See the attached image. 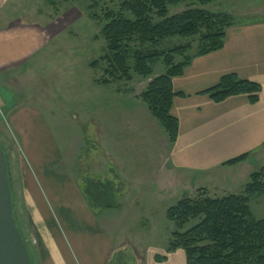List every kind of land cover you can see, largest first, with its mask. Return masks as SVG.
I'll list each match as a JSON object with an SVG mask.
<instances>
[{"label": "rangeland", "instance_id": "1", "mask_svg": "<svg viewBox=\"0 0 264 264\" xmlns=\"http://www.w3.org/2000/svg\"><path fill=\"white\" fill-rule=\"evenodd\" d=\"M121 3L122 0H8L4 5L0 25L18 19L38 25L55 22L57 28L60 24L61 31L53 44L59 52L49 60L39 57L32 62L37 66L40 62L42 67L27 77L7 76L0 81V141L11 156L16 210L22 223L18 170L13 160L19 157L20 147L7 125L6 108L13 110L26 104L44 109L56 122V136L70 146L67 152L74 164L73 171L84 186L91 180L110 183L115 189L120 209L104 210L103 216L115 222L116 233L125 235L120 241L124 250L116 256V262L152 264L154 257H160L166 264L169 258L173 260L170 263L185 264L183 252L178 251L176 256L167 253L171 235L176 231L166 218L167 211L183 198L241 195L251 175L264 167V152L244 167L218 171L216 186L211 182V186L198 187L187 173L174 174L169 160L172 144L140 99L149 84L165 73L164 65H156L148 79L131 71L129 80L101 84L108 78L104 75L108 64L101 61L107 54L101 34L104 15L118 13ZM188 9L226 15L233 18L234 24L264 18V0H219L204 7L184 4L170 8L169 16ZM207 31L203 28L200 35L189 39L166 38L158 45L135 42L132 47L144 53H161L190 46L187 56L193 57ZM182 60L175 58L178 63ZM94 62H99L96 68L91 67ZM248 160L249 157L242 163ZM249 207L256 220H264L263 197L251 200Z\"/></svg>", "mask_w": 264, "mask_h": 264}, {"label": "crops", "instance_id": "2", "mask_svg": "<svg viewBox=\"0 0 264 264\" xmlns=\"http://www.w3.org/2000/svg\"><path fill=\"white\" fill-rule=\"evenodd\" d=\"M7 2L0 0V13ZM59 25L22 19L1 24L0 81L7 76L27 77L42 67L40 62L32 64L34 60H49L58 53L53 44L61 36ZM232 74L260 86L256 104L246 95L214 103L204 94ZM172 87L175 97L170 113L179 125L169 152L174 174L187 173L198 187L211 182L216 186L218 171L244 167L264 152V18L227 28L223 49L194 58L182 76L172 79ZM6 110L7 125L20 147L19 157L13 158L20 224L33 241L38 264H118L116 256L123 253L120 241L125 235L114 231L115 222L103 216L104 210L90 207L84 184L73 171L70 146L56 136L58 128L51 115L26 104ZM246 154V163L224 166ZM152 264H158L155 257Z\"/></svg>", "mask_w": 264, "mask_h": 264}, {"label": "trees", "instance_id": "3", "mask_svg": "<svg viewBox=\"0 0 264 264\" xmlns=\"http://www.w3.org/2000/svg\"><path fill=\"white\" fill-rule=\"evenodd\" d=\"M217 1L219 0H122L118 13L107 12L104 15L105 25L101 34L107 44V54L101 61L108 64L104 71L108 78L101 84L129 80L131 71L148 79L153 75L154 67L162 63L165 73L149 84L140 99L148 106L171 144L177 141L179 129L177 119L170 113L175 97L172 79L182 76L184 69L194 58L223 49L225 30L235 24L229 16L213 14L203 9H188L174 16H169V9L184 4L204 7ZM203 28L208 31L201 36L197 54L193 57L187 56L190 46L161 53H144L132 47L135 42L158 45L170 37H197ZM176 57L183 60L178 63L175 61ZM97 64L99 62H94L91 67L96 68ZM260 91L258 84L241 80L232 74L223 77L216 87L204 94L214 103L246 95L251 104H256ZM0 146L11 171V156L1 141ZM247 158L248 154L240 156L224 166H235ZM11 189L17 228L27 245L32 264H38L33 245L23 232L17 214L13 180ZM84 196L92 209H120L115 189L110 183L89 180L85 182ZM262 197L264 198V167L251 175L250 183L241 195L221 199L202 195L183 198L166 213L167 220L176 227L167 253L183 251L186 264H264V220H256L249 207L251 200ZM193 222L197 223L184 231ZM155 260L162 262L164 258L155 257Z\"/></svg>", "mask_w": 264, "mask_h": 264}, {"label": "water", "instance_id": "4", "mask_svg": "<svg viewBox=\"0 0 264 264\" xmlns=\"http://www.w3.org/2000/svg\"><path fill=\"white\" fill-rule=\"evenodd\" d=\"M11 181L10 167L0 146V264H32L14 217Z\"/></svg>", "mask_w": 264, "mask_h": 264}]
</instances>
